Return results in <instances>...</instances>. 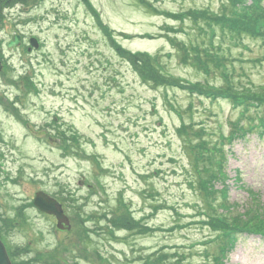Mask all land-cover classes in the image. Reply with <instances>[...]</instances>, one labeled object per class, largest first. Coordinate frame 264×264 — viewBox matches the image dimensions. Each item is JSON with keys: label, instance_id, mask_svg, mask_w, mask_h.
<instances>
[{"label": "rangeland", "instance_id": "374dc122", "mask_svg": "<svg viewBox=\"0 0 264 264\" xmlns=\"http://www.w3.org/2000/svg\"><path fill=\"white\" fill-rule=\"evenodd\" d=\"M230 2L2 6L0 236L12 264H148L160 251L172 264H264L262 239L237 231L228 251L220 227H210L203 214L226 213L224 203L238 224L264 216V130L254 129L264 111L243 112L194 86L245 99L262 92L264 38L223 29L225 17L243 14ZM13 34L23 41L7 48ZM31 37L39 46L28 52ZM114 45L158 56L178 87L143 80L149 67ZM201 142V153L228 159L227 198L210 197V190L221 189L217 180L212 189L202 187L200 176L218 173L197 168V157L193 164L191 153H199L194 146ZM215 161L220 165L219 157ZM236 173L239 188L232 182ZM39 191L62 204L69 229L58 230L53 217L33 206ZM124 215L138 227L125 231ZM108 221L120 229L112 224V233Z\"/></svg>", "mask_w": 264, "mask_h": 264}, {"label": "trees", "instance_id": "16d2710c", "mask_svg": "<svg viewBox=\"0 0 264 264\" xmlns=\"http://www.w3.org/2000/svg\"><path fill=\"white\" fill-rule=\"evenodd\" d=\"M37 0H0V23H1V13H2V6L4 4H8V3H12V4H18V5H26L29 3H35ZM264 0H228V2L231 3V6L233 7H240V12H242L243 14L238 13L237 11H233L232 12V17H225L223 19L224 24L222 25L223 29H227L231 32H233L234 34H236L237 36H240L241 34H248L252 37L258 38V37H262L264 38V5L262 6ZM244 10V11H241ZM192 18L194 19V21L197 20V18H199L196 14L192 15ZM221 25V24H220ZM115 49L122 55H125L126 57L130 58V60L133 61V63H136V65H140L143 63L144 66L149 67V69L151 70L150 72L146 71L145 78L147 79H143L146 81H151L154 83H158V84H162V85H171L172 87H178L177 85V81L173 78L170 79L169 76H167L166 74H164L162 72V66L160 64V59L158 61V56L155 58L150 57L148 55H143L141 53L138 54H134L128 51H124L121 50L117 45H114ZM188 52V49H187ZM198 59V57H196ZM144 60V61H143ZM211 62H213L214 66L216 65V63L214 62L213 59H210ZM217 65L222 67L223 63H221L220 59H217ZM208 62V61H207ZM199 64H203L205 65L204 61H200L198 60ZM160 68V69H159ZM209 67L207 66V71ZM137 69V68H136ZM166 75V76H165ZM165 76V77H164ZM172 78V77H171ZM154 80V81H153ZM181 85H183V87H181V89L184 90H189V86L188 84H183L180 83ZM199 84H194V86H196L197 90L199 91V93H205L206 96H210L211 98L214 97L216 98H224V99H229L228 102L233 103V105H237L240 106L242 108L243 112H247L249 111V109L251 108H257L260 110L264 111V87L262 88V92L256 90L253 93H249L247 96V99H245L246 97H242V95L239 94H233V93H229L227 91L225 92H221L218 91L217 89H210L213 88L211 86H209V88L207 89H202V88H198ZM191 92V91H189ZM252 100L254 102V106L250 105L248 103V101ZM252 106V107H250ZM260 119V118H259ZM249 124H255L253 120L249 121ZM257 128H261L262 130H264V120H261L259 122L256 123ZM233 135V134H232ZM237 136V135H236ZM239 136V135H238ZM188 139V138H185ZM194 148L198 149L199 153H191V158L193 160V157L196 155L197 156V162H196V167L199 169H207V173L211 176H214L215 172L217 173L218 171H216L217 169H219V165L216 167V163L217 161H215L216 159L218 160V157L222 158L223 153H214L213 156H210L212 153H201V150H206L205 144L203 142L199 143L197 146H194ZM215 155V156H214ZM217 155V156H216ZM197 170V169H196ZM202 175V174H200ZM202 177V176H200ZM200 177L198 179V183L201 186L200 183ZM203 177L205 179H209L208 176L203 175ZM214 179V178H213ZM223 218V219H217L216 218ZM210 218H213L214 220L212 221V224L215 226H219L221 230L226 231L227 229H229V226H241L240 223L238 224V220H237V216L234 217H228L227 215H210ZM122 222H126L125 226L123 228H125V231H131L136 229L138 226L136 224H134V222L136 220H134V218L131 217V219H126V216L124 215V217H122L120 219ZM249 223L250 221L248 220L247 222L244 223L243 226H241V228H246L249 229ZM108 226H110V230L112 233H115L116 231H113V226L114 228H119V226L116 223H111L108 221ZM120 229V228H119ZM144 230H146V228H144ZM252 230H255L254 232H259L264 230L260 225H254V228H252ZM1 237V236H0ZM218 239L215 241L216 244ZM214 245V244H212ZM218 248V247H217ZM10 255V254H9ZM11 257V255H10ZM209 257V256H208ZM170 259V255H166L164 253L157 252L154 253V257H152L149 261L148 264H152L153 261H155L156 264H172L169 261Z\"/></svg>", "mask_w": 264, "mask_h": 264}, {"label": "water", "instance_id": "95a60500", "mask_svg": "<svg viewBox=\"0 0 264 264\" xmlns=\"http://www.w3.org/2000/svg\"><path fill=\"white\" fill-rule=\"evenodd\" d=\"M30 46L37 48V42L35 39L30 40ZM20 44V36L14 35L13 40L7 44V47H15ZM34 205L42 212L53 215L57 224L56 227L60 230L64 229V226L69 229L68 218L64 215L61 205L53 198L43 192H37L34 198ZM0 264H11L4 244L0 240Z\"/></svg>", "mask_w": 264, "mask_h": 264}]
</instances>
